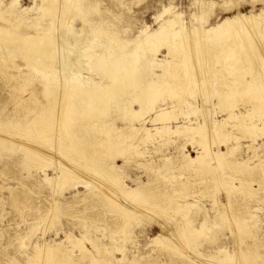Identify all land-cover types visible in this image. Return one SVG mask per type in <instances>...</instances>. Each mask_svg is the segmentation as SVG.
Returning a JSON list of instances; mask_svg holds the SVG:
<instances>
[{"label": "rangeland", "instance_id": "rangeland-1", "mask_svg": "<svg viewBox=\"0 0 264 264\" xmlns=\"http://www.w3.org/2000/svg\"><path fill=\"white\" fill-rule=\"evenodd\" d=\"M9 1L3 0L1 6L4 7ZM216 1L218 4L210 16L209 25L217 23L223 17L233 16L239 11L249 14L264 12V0H233L231 4L229 3L230 5L223 4L222 0ZM18 2V10L26 7L28 22L39 14V8L43 4V0H19ZM170 3L173 10L183 12L187 33L192 31L195 25L199 26V22L193 16L196 10L199 12L200 5L197 0H100L98 7L104 10L103 14L91 9L84 21L76 11L73 12L74 14L70 13V18L72 17L71 23L76 30H81L83 23L86 22L82 32L84 34L81 33L79 37L82 38L83 43L85 40L91 41L94 38L100 43L103 42L104 47L110 44L108 47L113 48L112 35H103L104 33H99V30L109 28L115 31L114 35L117 37L119 34V37L125 40L136 39L138 35L144 34L143 30L147 26L149 30L157 29L164 19L172 15L171 12H167L163 17L156 18V15L164 10V4L169 6ZM33 7L36 8L33 10ZM49 17L52 18V16ZM7 19L9 15L0 11V28L13 27ZM102 20L105 22L100 23ZM263 23L259 22L258 25L264 26ZM260 25L256 31L262 30ZM20 31H29V28L27 30V27L23 25ZM209 42L210 44L206 45ZM83 43H79L78 48L75 47L72 61L74 59L77 62V59L82 57L79 55L83 53L81 50V53L78 51L85 45ZM207 43L205 46L208 49L219 46L212 41ZM177 47L178 50L182 48V46ZM4 48L3 45L0 46V50ZM116 49L121 50L119 46ZM162 51L167 53L166 49ZM74 54L77 57H74ZM180 56L182 55L177 57L181 58ZM212 56L214 55L210 54L206 57L212 60ZM159 57L165 58L164 55ZM15 60L21 63L22 71H5L3 67L11 64L12 61L7 59L5 62H0V123L4 115L6 119L10 118L11 112L19 107L13 97L19 94L17 88L27 84L29 76L34 79H30L27 87L36 94L35 100L30 105L51 104V94L56 91L54 87L51 88L49 84H46V80H40L41 71L32 66L27 67L26 61L20 56H17ZM261 61L264 69V57ZM209 65L211 64L208 61L207 66ZM215 67L220 68V65L217 63ZM161 71L158 70V72ZM10 73L16 74V78L12 79ZM97 73L94 72L93 76L100 80V75ZM218 74L220 76L221 73ZM171 77L168 76V79L173 80ZM201 86L199 85L198 89L196 87L195 91L198 90L194 91L196 94L182 91L180 100H173L179 105L174 112L177 116L174 117L181 122L178 123L173 118L175 121L171 120V125L174 128H177L178 124H183L180 129H184L185 125L194 118L195 121L201 118L200 121L203 122L205 114L201 113V110L205 105L211 112H215V108L213 110L212 107L217 102V97L208 93V98L207 91H203L205 87L201 88ZM129 96L124 93L119 95L118 100L114 102V114H110L106 121L122 125L121 117L118 115L125 108L124 104L129 103ZM190 98L193 100L195 98V101ZM2 99L5 100L2 101ZM191 102L196 106H191ZM134 107L138 108L139 105L135 103ZM195 108L198 111H195ZM178 111L182 112V115ZM223 117L225 116L221 113L214 114L217 120ZM251 119H254L258 126H264V118L260 119L255 115V118ZM251 119L249 121H252ZM60 122L64 127H68L65 126L68 125L66 121L60 120ZM2 127L1 125L0 138H3L5 142L4 144L0 142V264H95L89 257L82 258L80 248L73 246L75 238H81V236H84V245L89 255L99 260L97 264L108 263L95 252L90 241L92 238L108 248L111 254L108 256L113 258L111 264H214V256L221 255L218 252L219 249H226L228 254L232 255H236V252L239 256L241 254V260L237 255L238 260L241 261L237 264H264V139H259L257 145L259 148L251 151L246 147L250 140L243 137L245 134L238 133L242 136L241 146L234 155L227 157L221 154L216 156L209 154L205 162L196 163H191L190 157H195L204 151L199 143L202 139L200 135L199 137L185 132H171L167 134L166 141L161 140L158 143L157 138L155 142H148L147 145L139 141L140 136H137L131 140L136 148L128 147L127 144L130 141L124 139L125 142L121 145L129 148V153H132L134 149L148 148L151 152L146 155V159L152 156L155 161L154 167L151 168L152 165H143L145 160L142 159V155L136 153H133L128 163H125L123 158H117L116 162L122 165L117 172L119 177H123L122 181L128 188L135 189L129 196L124 197L119 191L114 192L117 190L115 184L100 175H97L96 179L105 180L103 185L87 182L80 176L82 173L80 175L77 173L79 177L70 179V182L62 188H58V184L56 185L53 180L46 182L43 172L46 170L49 176L53 177L54 162L57 158L59 159V155L51 151L53 155L51 156L56 159L47 160L41 155L42 161L38 157L39 162L35 161L37 158L33 161L31 158L22 157L24 148L14 143L11 137L8 139L7 136H12L14 132L25 135L26 132L19 128ZM258 129L255 128L254 135L260 136L263 130ZM232 143H236L235 140H232ZM211 149L218 152L219 147L214 143ZM220 149L226 150V146L221 145ZM48 151L50 152V149ZM111 159L108 158L107 163H111L113 161ZM238 159H243V164L238 163ZM42 163L43 171L42 168L40 170ZM47 164L49 165L46 166ZM88 172L89 174L86 172L87 174L84 175H90L93 171L88 169ZM77 174L74 176H78ZM114 197L118 199V204L113 201ZM187 204L191 205L189 209L185 208ZM205 217H208L211 229L206 232H193L192 226L198 225ZM173 234L179 238L180 244L174 241L169 243ZM68 235H71L74 240L71 241ZM238 241H241L240 244ZM36 244L45 245L47 248H54L57 244L61 246L54 253L52 261L42 256L37 257ZM115 247L121 250H116ZM65 251L68 252L64 253ZM65 256L68 260L59 259ZM70 256L74 262H70Z\"/></svg>", "mask_w": 264, "mask_h": 264}, {"label": "bare ground", "instance_id": "bare-ground-1", "mask_svg": "<svg viewBox=\"0 0 264 264\" xmlns=\"http://www.w3.org/2000/svg\"><path fill=\"white\" fill-rule=\"evenodd\" d=\"M4 1L7 2V0ZM18 1L10 0L2 7L3 0H0V11L9 15L7 20L13 26L0 28V46L5 47L0 50V62H5L7 59L12 61L11 64L5 65L3 70L22 71L21 63L15 60L17 56H20L26 61L27 67L32 66L41 71L40 80H46V84H49L51 88L54 87L56 91L51 94V104L30 105L35 100L36 94L27 87L30 79H34L29 76L27 84L17 88L19 94L13 97L19 107L11 112L10 118L6 119L4 115L0 126L7 129L19 128L26 132L25 135L14 132L12 136H7L8 139L11 137L14 143L24 148L22 157L31 158L33 161L34 158L38 161L40 157L42 161L41 155L47 160L55 158L52 157L51 151L59 155V159L57 158L54 162L53 177H50L46 170L43 172L46 182L53 180L56 185L58 184V188H62L70 182V179L77 178L82 173L83 176L82 174L80 176L87 182L102 184L107 180L116 185L117 190L114 192L119 191L124 197L129 196L135 189L128 188L122 181L123 177H119L117 172L122 165L116 162L117 158H123L124 162L128 163L133 153H136L142 155V159L145 160L143 165H152L151 168H153L155 163L152 156L146 159V155L151 152L148 148L134 149L132 153H129V148L122 147L124 139H127L130 141L127 146L136 148L131 140L137 136H140L139 141L147 145L148 142H155L157 138L158 143L161 140L166 141L167 134L171 132L200 135L202 139L199 143L204 151L195 157H190L191 163L205 162L209 154L211 156L221 154L227 157L234 155V152L241 146L242 136L238 133L245 134L243 137L250 140L246 145L249 150L256 151L259 148L258 140L264 139V126H258L251 118H255V115L260 119L264 118V69L261 64V58L264 57V26L259 24L262 30L256 31V28H260L258 23L264 22L262 21L264 20L263 11L250 14L239 11L233 16L223 17L217 23L209 25L210 16L218 3L216 0H197L200 5L199 12L196 10L193 16L199 22V26L195 25L192 31L189 29L190 32L187 33L183 12L173 10L172 3L169 6L164 4V10L157 14L156 18L163 17L167 12H171L172 15L163 21L160 19L162 22L159 28L149 30L147 26L143 30L144 34L139 33L140 35L133 40L122 39L119 34L118 37L114 35L115 31L112 29L102 28L99 33L112 35L113 48L108 47L110 44L104 47L103 42L102 44L94 38L91 41L83 38L85 45L78 51L81 50L83 55L80 54L79 56L82 57L75 62L73 58V61L71 60V57L76 50L75 47L78 48L79 43H83L82 38L79 37L86 22L83 23L81 30H76L72 26L73 20L72 17L70 18V13L74 14L73 12L76 11L83 21L91 9L103 14L104 10L98 7L100 0H43L39 8L40 12L37 10L39 14L34 16L30 22L26 17V7L17 9ZM232 1L222 0V3L231 4ZM34 8L36 7H33V10ZM48 16L52 18L49 17L51 18L49 19ZM102 22L105 20L100 21ZM23 25L27 27V30L29 28V31H20ZM194 35L196 38L193 37ZM207 41L217 43L216 45L219 46L208 49L205 46ZM208 44L210 42L206 45ZM117 46L121 49L120 51L116 49ZM177 46H182L181 50H178ZM162 49H166L167 53H162ZM210 54L214 55L212 60L206 57ZM160 55H164L165 58L159 57ZM178 55H182L181 58H178ZM208 61L213 66H207ZM217 63L220 68L215 67ZM158 70L162 71L158 72ZM94 72H98L100 80L93 76ZM218 73H221L220 76ZM10 75L12 79L17 76L14 73ZM248 75L251 78L247 77ZM168 76H172L173 80H169ZM199 85L205 87L203 91H207V96L209 93L217 97L214 106L213 103L211 104L215 112H211L206 105L205 107L202 105L203 109L200 108L202 112H199L205 114L203 122L200 121L201 118L196 119L197 121L195 118L194 120L189 119V124L187 121L184 129H180L183 124H178L177 128H174L171 120L177 118L174 117L177 116L174 112L178 104H175L173 100L178 99L179 101L182 91L193 93ZM121 93L130 96L129 103L124 104L125 108L118 115L122 121V125H118L117 122L106 120L110 114H114V102L118 100ZM135 103L139 105L138 108L134 107ZM250 103L252 105H248ZM190 104L196 106L192 102ZM195 111L198 109L195 108ZM180 113L182 115V112ZM216 113H221L225 117L217 120L214 118ZM60 120L66 121L68 125L65 126L68 127H64ZM248 121L251 123L249 124ZM255 128L263 130L260 136L254 135ZM232 140L236 143H232ZM33 141L35 143H32ZM0 142L5 141L0 138ZM214 143L219 147L218 152L211 149ZM221 145L226 146V150L220 149ZM108 158H112L113 161L107 163ZM242 160L238 159L237 162L243 164ZM42 165L44 164L40 165V170ZM88 169L93 172L90 175H84L86 172L89 174ZM94 173L96 175H93ZM76 174L78 176H74ZM97 175L105 180L98 181ZM117 200L113 198L115 204H118ZM190 207V204L185 206L187 209ZM207 218L205 217L198 225L192 226V231L196 233L209 231L211 225ZM83 237L75 238L76 241H73L74 238L68 235V238L73 241V246L80 248L82 258L89 257L97 264L99 260L89 255ZM90 241L101 259L108 264L113 263V258L108 256L111 254L105 245L93 238ZM173 241L178 243L180 241L175 234L172 235L169 243ZM242 244L244 245V242ZM60 246L57 244L54 248H47L45 245L36 244L34 248L37 257L42 256V258L53 261L52 257ZM115 248L121 250L119 247ZM66 252L68 251L64 253ZM218 252L221 255L214 256V264H237L241 260L240 251V256L237 252L236 255L228 254L226 249H219ZM59 259L68 260L66 256ZM70 260L74 262L71 256ZM242 261L244 262L243 259Z\"/></svg>", "mask_w": 264, "mask_h": 264}]
</instances>
